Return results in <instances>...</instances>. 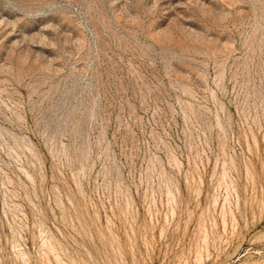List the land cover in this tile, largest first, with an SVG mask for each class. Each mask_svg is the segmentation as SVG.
Listing matches in <instances>:
<instances>
[{
  "label": "rangeland",
  "instance_id": "1",
  "mask_svg": "<svg viewBox=\"0 0 264 264\" xmlns=\"http://www.w3.org/2000/svg\"><path fill=\"white\" fill-rule=\"evenodd\" d=\"M0 264H264V0H0Z\"/></svg>",
  "mask_w": 264,
  "mask_h": 264
}]
</instances>
